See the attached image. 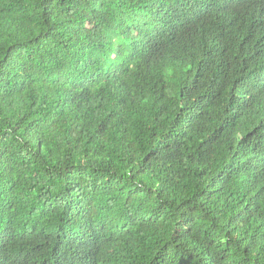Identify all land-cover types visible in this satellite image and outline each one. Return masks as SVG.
Segmentation results:
<instances>
[{"label": "trees", "instance_id": "obj_1", "mask_svg": "<svg viewBox=\"0 0 264 264\" xmlns=\"http://www.w3.org/2000/svg\"><path fill=\"white\" fill-rule=\"evenodd\" d=\"M0 264H264V0H0Z\"/></svg>", "mask_w": 264, "mask_h": 264}]
</instances>
